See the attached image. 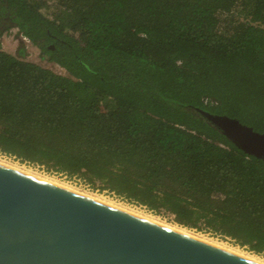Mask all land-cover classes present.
<instances>
[{"label":"trees","instance_id":"trees-1","mask_svg":"<svg viewBox=\"0 0 264 264\" xmlns=\"http://www.w3.org/2000/svg\"><path fill=\"white\" fill-rule=\"evenodd\" d=\"M53 1L0 0L66 72L0 48V153L264 255V160L198 112L264 132V0Z\"/></svg>","mask_w":264,"mask_h":264},{"label":"water","instance_id":"water-1","mask_svg":"<svg viewBox=\"0 0 264 264\" xmlns=\"http://www.w3.org/2000/svg\"><path fill=\"white\" fill-rule=\"evenodd\" d=\"M198 112L264 160V132ZM0 264H261L0 162Z\"/></svg>","mask_w":264,"mask_h":264},{"label":"rangeland","instance_id":"rangeland-1","mask_svg":"<svg viewBox=\"0 0 264 264\" xmlns=\"http://www.w3.org/2000/svg\"><path fill=\"white\" fill-rule=\"evenodd\" d=\"M48 4L55 5V2L53 0H49ZM51 10L52 9H49V10L45 9L44 12L50 15ZM20 45L24 48V51H25L24 58L26 60L35 62L44 67H47L57 73L66 74L65 70L62 67H60L58 64L42 59L39 54L40 52L39 49L35 45H33L29 40L24 39L23 36L17 32L16 28H11L9 32L4 33L0 37V48L6 52H9L11 54H16L18 47H20ZM0 162L8 164V165H12L13 167L20 168L27 172H31L32 174L38 175L40 177L47 178L51 181L60 183L66 187L73 188L74 190H77L79 192L92 195L99 199H103L106 202L109 201L116 206L123 207L135 213H138V214L142 213L141 215L145 214L144 216H148L160 222H164L165 224H169L172 226L176 225V227L185 228L187 232H189L190 234L194 236H198L205 240H208V241L210 240L211 242L219 243L224 246H229V248H234L237 251L243 254H246V255H251L256 258L259 257L258 259L264 261L263 259L264 255L249 251L246 247L244 246L242 247L236 244L232 239L228 237H222L218 234H213L209 231H203V230H198V229L188 228L185 226L178 225L177 223L173 222L171 220V216L167 215L166 213L150 211L144 206L140 205L139 203L124 199L120 196H117L115 193L111 191L99 190V189L93 188L90 185L84 183L78 177H68L62 173L48 171L42 166L22 162L13 156H8L2 153H0Z\"/></svg>","mask_w":264,"mask_h":264},{"label":"bare ground","instance_id":"bare-ground-1","mask_svg":"<svg viewBox=\"0 0 264 264\" xmlns=\"http://www.w3.org/2000/svg\"><path fill=\"white\" fill-rule=\"evenodd\" d=\"M10 166H12V165H10ZM17 168V167H16ZM18 169H20V168H18ZM22 170V169H21ZM27 172V171H26ZM29 173H31V172H29ZM35 175V174H34ZM38 176V175H37ZM40 177V176H39ZM43 178V177H42ZM45 179H47V178H45ZM47 180H49V179H47ZM51 181V180H50ZM54 182V181H53ZM55 183H57V182H55ZM58 184H60V183H58ZM62 185V184H61ZM64 186V185H63ZM69 188V187H68ZM71 189H73V188H71ZM77 191V190H76ZM83 193V192H82ZM84 194H86V193H84ZM87 195H89V194H87ZM90 196H92V195H90ZM92 197H94V196H92ZM95 198H97V197H95ZM97 199H99V198H97ZM99 200H102V201H104L103 199H99ZM104 202H106V201H104ZM107 203H109V204H112V205H114L113 203H111V202H107ZM114 206H116V205H114ZM117 207H119V208H122V209H124V210H127V211H129V212H132V213H135V212H133V211H130V210H128V209H125V208H123V207H120V206H117ZM135 214H137V215H140V216H142V217H145V218H147V219H150V220H153V221H155V222H158V223H160V224H163V225H165V226H168V227H170V228H173V229H176V230H178V231H181V232H183V233H186V234H188V235H191V236H193V237H196V238H198V239H201V240H203V241H206V242H208V243H211V244H213V245H216V246H218V247H221V248H223V249H226V250H228V251H231V252H233V253H236V254H238V255H241V256H244V257H246V258H248V259H251V260H253V261H256V262H259V263H261V264H264V261H262V260H260V259H258V258H256V257H254V256H251V255H246V254H243V253H241V252H239V251H237L236 249H234V248H229V246H224V245H222V244H219V243H214V242H211L210 240L208 241V240H205V239H203V238H200V237H198V236H194V235H192V234H190L189 232H187L186 230H185V228H182V227H176V225L175 226H172V225H169V224H165L164 222H160V221H158V220H156V219H153V218H150V217H148V216H144V215H141V214H138V213H135ZM189 231V230H188ZM203 237V236H202ZM264 259V258H263Z\"/></svg>","mask_w":264,"mask_h":264},{"label":"built area","instance_id":"built-area-1","mask_svg":"<svg viewBox=\"0 0 264 264\" xmlns=\"http://www.w3.org/2000/svg\"><path fill=\"white\" fill-rule=\"evenodd\" d=\"M24 39L28 40L27 38L23 37Z\"/></svg>","mask_w":264,"mask_h":264}]
</instances>
